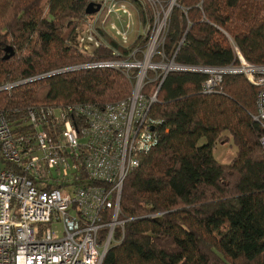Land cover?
Here are the masks:
<instances>
[{
  "label": "trees",
  "instance_id": "16d2710c",
  "mask_svg": "<svg viewBox=\"0 0 264 264\" xmlns=\"http://www.w3.org/2000/svg\"><path fill=\"white\" fill-rule=\"evenodd\" d=\"M92 1L0 0V86L32 80L0 90V111L17 133L30 126L32 106L103 107L130 96L134 75L91 64L125 60L149 42L153 28L130 46L99 27L100 44L81 50L78 26ZM116 2L141 24L154 23L149 0ZM159 47L190 68L237 65L236 48L248 62L264 65V0H177ZM207 78L195 69L167 74L151 109L161 122L159 143L125 180L124 236L103 264H264V126L253 118L258 88L244 74L225 73L205 93ZM229 140L237 153L221 163L214 147Z\"/></svg>",
  "mask_w": 264,
  "mask_h": 264
},
{
  "label": "built area",
  "instance_id": "2783aa9c",
  "mask_svg": "<svg viewBox=\"0 0 264 264\" xmlns=\"http://www.w3.org/2000/svg\"><path fill=\"white\" fill-rule=\"evenodd\" d=\"M101 2L108 16L117 9L127 12L116 0ZM165 23L152 31L143 61L135 58L137 47L128 61L91 64L134 74L136 87L128 98L103 107L32 106L27 113L30 126L23 133L0 111V155L22 172L0 163V264H103L109 249L124 236L125 180L141 164L142 155L159 143L161 122L151 117V109L169 72L195 69L208 74L205 93L215 91L225 73L244 74L258 88L253 118L264 126V65L248 62L238 48L237 65L189 68L173 60L164 65L155 59H166L165 54L154 52L152 44ZM90 32L80 40L99 45ZM117 32L126 42L127 34ZM149 72H154L152 78ZM154 81L155 90L146 92Z\"/></svg>",
  "mask_w": 264,
  "mask_h": 264
},
{
  "label": "rangeland",
  "instance_id": "374dc122",
  "mask_svg": "<svg viewBox=\"0 0 264 264\" xmlns=\"http://www.w3.org/2000/svg\"><path fill=\"white\" fill-rule=\"evenodd\" d=\"M101 1H103V0H99V1L97 0L95 2H99L102 5H104ZM149 1L152 4L153 9H151V11L153 12V15L155 18V21H154V23L152 22V25L145 26V25L141 24L140 23L141 22L140 17L138 18L137 14H135L134 11L130 7H128V8L126 7L127 12H125L122 9H117V10H115V13H113L110 16L106 15V11H105L104 7H102V10L99 13H97L96 15H94L92 17L90 15L86 20L80 22L79 26H78L79 33H80L79 37H78L79 38L78 42H79V45L81 47V50H85V49L86 50L87 49L92 50L93 49L92 47L96 45L94 42L89 41V39L82 41V40H80V38H82V36H84L85 34H88V32L91 31L93 33V37L95 36L94 37L95 40L96 39L98 40V38L96 36H98L100 34L99 27L103 28L105 30V32H107V35L111 36V34H112L117 39H121V40H122L121 35L117 31H120L121 33L127 34V41H126L127 43L125 41H123V42H125L124 44H129L131 46L133 44L135 45V42L138 40V36L140 34H142L143 37L147 36V34L149 33L148 30H151V28H153L152 29V31H153L156 26H159V23H162L166 19V23L162 27L158 38H156V40L153 41L154 42L153 44L151 42V44L153 45L154 52H156L158 50L160 53L161 52L163 53V51L159 47L161 44L162 37H163L162 34L165 31V28L167 26V22L169 21V17H170L172 10H173V7L177 4V0H149ZM43 5L46 6V3ZM44 8H45L44 12L47 13L48 12L47 8L46 7H44ZM152 31L150 32V37H151V35H153ZM139 42L141 43L140 39H139ZM148 45H149V42L146 43L144 45V47L142 45H140L138 48L139 52H137V53L142 54V58H139L138 56H135V58H137L140 61H143L144 57H145L143 52L145 51V53H146ZM136 48L137 47H135L134 49H136ZM12 50H13V47H12ZM25 52L28 53V51H25ZM10 53H12V52H9V53L6 52V54L11 55ZM20 58H21V56H19V55L14 57V59H15L14 64L15 65H17V66L21 65L22 62L19 61ZM129 58H130V56L127 57L125 60L128 61ZM172 60L167 61V58L163 59L160 57L155 59V61L165 62L163 64L167 65V66L169 64H172V63H170V62H172ZM177 65H179V64H177ZM84 66H88V65H84ZM179 66H181V65H179ZM131 75H134V74L129 73V76H131ZM153 75H154V72L148 73V76L150 78H152ZM23 81H25V80L22 79V80H19L17 82H13L12 85L6 83V86H4V88L10 89L11 87L21 85V83ZM135 87H136V80L133 81L132 92H134ZM0 88H3V87L0 86ZM6 89H2V90H6ZM132 92H131V94H132ZM263 144H264V142H263ZM213 153H214V157L219 162L231 163L233 161L236 153H237V146L235 145V143L232 140H229V142H227V143L217 144L214 147ZM0 160L2 161L1 155H0ZM1 161H0V163L3 165V163H2L3 161L2 162ZM46 226L52 227V229H54L55 231H59V227H54L53 224H46Z\"/></svg>",
  "mask_w": 264,
  "mask_h": 264
},
{
  "label": "water",
  "instance_id": "95a60500",
  "mask_svg": "<svg viewBox=\"0 0 264 264\" xmlns=\"http://www.w3.org/2000/svg\"><path fill=\"white\" fill-rule=\"evenodd\" d=\"M102 7H103V5L101 3L92 1V2H90L88 4V6L86 8V14L87 15L97 14V13H99L102 10ZM6 52L7 53L12 52V47L11 46H8L6 48ZM5 58L8 59L9 58V54H6ZM55 73H60V72H55ZM55 73H51L49 75H53ZM49 75H46V76H49ZM46 76H40L38 79H41V78L46 77ZM29 81H32V80H25L21 84L26 83V82H29ZM2 89H6V88H4V87L3 88H0V90H2Z\"/></svg>",
  "mask_w": 264,
  "mask_h": 264
}]
</instances>
